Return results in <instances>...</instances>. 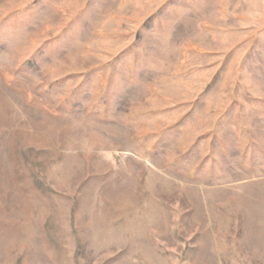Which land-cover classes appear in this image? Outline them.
Wrapping results in <instances>:
<instances>
[{"label": "rangeland", "instance_id": "obj_1", "mask_svg": "<svg viewBox=\"0 0 264 264\" xmlns=\"http://www.w3.org/2000/svg\"><path fill=\"white\" fill-rule=\"evenodd\" d=\"M0 264H264V0H0Z\"/></svg>", "mask_w": 264, "mask_h": 264}]
</instances>
